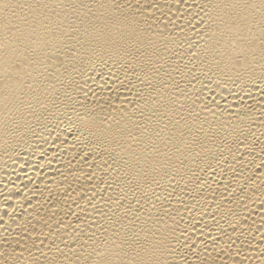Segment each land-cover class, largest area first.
I'll list each match as a JSON object with an SVG mask.
<instances>
[{"label":"bare ground","instance_id":"bare-ground-1","mask_svg":"<svg viewBox=\"0 0 264 264\" xmlns=\"http://www.w3.org/2000/svg\"><path fill=\"white\" fill-rule=\"evenodd\" d=\"M0 264H264V0H0Z\"/></svg>","mask_w":264,"mask_h":264}]
</instances>
